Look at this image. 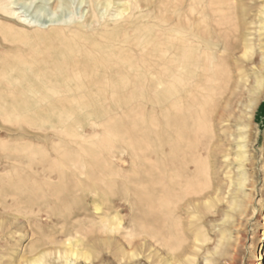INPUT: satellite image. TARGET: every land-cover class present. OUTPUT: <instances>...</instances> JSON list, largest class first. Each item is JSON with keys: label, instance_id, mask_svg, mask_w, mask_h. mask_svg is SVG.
Segmentation results:
<instances>
[{"label": "rangeland", "instance_id": "rangeland-1", "mask_svg": "<svg viewBox=\"0 0 264 264\" xmlns=\"http://www.w3.org/2000/svg\"><path fill=\"white\" fill-rule=\"evenodd\" d=\"M5 1L15 17L0 4V264H62L69 241L79 264H264V95L241 205L216 191V164L200 200L155 212L173 120L137 74L155 72V45L186 0H142L122 16L125 0ZM52 173L78 195L38 220L14 193Z\"/></svg>", "mask_w": 264, "mask_h": 264}, {"label": "bare ground", "instance_id": "bare-ground-1", "mask_svg": "<svg viewBox=\"0 0 264 264\" xmlns=\"http://www.w3.org/2000/svg\"><path fill=\"white\" fill-rule=\"evenodd\" d=\"M5 2L0 0L1 8L13 15ZM142 2L125 0L116 16L140 8ZM174 12L168 40L155 45V72L140 67L137 74L139 82L153 90L162 116L167 111L173 120L169 166L155 173L152 194L157 218L165 217L169 207L200 200L211 186L209 175L216 164L224 180L218 182L216 191L226 194L229 189L230 207L241 205L248 196L243 192L249 180L248 167L253 165L252 123L264 95V0H186L183 18L180 9L174 8ZM93 14L97 20L95 9ZM255 23L258 28L251 26ZM19 35L22 38L23 34ZM62 36L55 33L48 37ZM76 36L79 34L71 33L67 38L76 41ZM112 54L119 59L126 56L121 48ZM52 175L36 178L26 190L14 193L20 205L30 203L37 219L43 213L55 216L67 198L78 195V188L63 192ZM57 175L61 181V174ZM45 179L52 185H45ZM93 209L102 214L101 206L95 204ZM67 244V250L59 251L65 258L62 264H79V251L70 241Z\"/></svg>", "mask_w": 264, "mask_h": 264}]
</instances>
